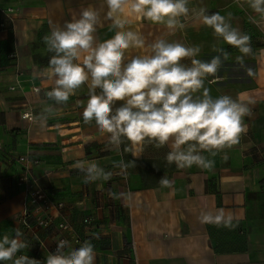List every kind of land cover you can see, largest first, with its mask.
I'll list each match as a JSON object with an SVG mask.
<instances>
[{"label":"crops","instance_id":"crops-1","mask_svg":"<svg viewBox=\"0 0 264 264\" xmlns=\"http://www.w3.org/2000/svg\"><path fill=\"white\" fill-rule=\"evenodd\" d=\"M89 6L100 12L98 39L111 38L115 30L107 18L105 0H0V25L5 23V29L0 28V236H14L13 230L19 229L29 248L17 255L43 262L48 252L40 248L36 235L51 249L61 235L57 226L64 220L73 234L91 241L95 264H264V54L260 51L264 49V21L247 0H190V8L206 7L210 13L225 16L232 12L233 27L251 36L253 55L246 56L244 63L255 75L248 77L235 61L238 50L220 40L219 46L231 58L218 72L219 78L208 77L205 86L214 98L229 95L236 99L245 93L240 99L254 103L244 118L247 130L239 144L225 149L227 160L223 153L212 157L203 152L214 159L213 169H180L166 161L168 146L145 144L138 157L108 150L107 134L100 133L94 121L83 122V106L77 101L86 102L87 85L65 104L47 100L45 93L54 86V79L34 76L47 67L51 56L42 38L52 26L70 22ZM9 8L14 12L6 19L2 11ZM125 15L128 27L142 33L146 44L164 38L186 46L201 45L197 58L202 60L216 55L212 46L218 38L191 14L183 19L185 29L175 33L127 11ZM146 51L133 49L127 55L131 58ZM45 102L55 111L42 126L34 117ZM20 157L38 162L31 175L54 203L65 205L60 214L53 212L55 223L48 229L32 232L21 221L25 193L17 185L24 169ZM78 160L96 161L112 178L85 184L83 173L72 166ZM121 160L133 162L134 167L115 168ZM165 175L173 181L172 188L160 186ZM109 191L132 193L133 199H112ZM220 207L234 215L235 228L200 223L202 210ZM29 221L36 224L32 217Z\"/></svg>","mask_w":264,"mask_h":264},{"label":"clouds","instance_id":"clouds-1","mask_svg":"<svg viewBox=\"0 0 264 264\" xmlns=\"http://www.w3.org/2000/svg\"><path fill=\"white\" fill-rule=\"evenodd\" d=\"M107 18L115 30L111 38L100 41L97 25L100 12L89 6L83 8L78 17L70 22L54 25L42 40L51 53L47 67L39 69L34 76L54 79V86L45 93L48 101L55 105L65 104L70 96L87 85L86 102L83 106V122H95L102 134H107L106 147L120 154L131 152L133 157L142 151L145 144L155 148L168 146L165 159L180 169L193 166L211 170L215 161L212 157L239 144L246 132L244 118L251 114L254 103L236 99L229 95L214 98L211 89L205 86L208 77H216L231 53L219 46L220 40L238 50L235 57L240 68L246 69L248 77L255 72L245 65L244 58L253 55L251 36L233 27V13L221 15L210 13L206 7H189L190 0H105ZM248 6L264 21V0H247ZM126 11L152 24L163 25L169 33L183 30V22L190 14L213 31L218 38L212 46L216 55L210 60L197 58L201 45L186 46L181 42H169L157 38L146 44L139 31L128 27L130 21ZM253 22H258L253 18ZM49 24L53 22L49 20ZM143 54L127 55L129 50H142ZM264 54V49H261ZM190 60V63L184 61ZM39 92L40 89H35ZM55 108L45 102L34 117L42 126L53 116ZM55 127L59 128L57 124ZM83 173L85 184L107 182L112 173L99 166L96 161H76L73 165ZM122 171L134 167L133 162L123 160L113 165ZM163 188H172L173 181L166 175L159 180ZM112 199H133L132 193L109 191ZM201 224L235 228L234 215L223 207L202 210ZM15 235L0 236V262L11 264H95V251L91 241H84L78 248L67 239L57 243L55 252L48 253L45 261H38L28 255H17L29 248L22 239L19 229Z\"/></svg>","mask_w":264,"mask_h":264},{"label":"built area","instance_id":"built-area-1","mask_svg":"<svg viewBox=\"0 0 264 264\" xmlns=\"http://www.w3.org/2000/svg\"><path fill=\"white\" fill-rule=\"evenodd\" d=\"M13 12L14 10L9 8L7 11L3 10L2 14L4 18L10 19L12 18ZM0 28L5 29L4 22L0 25ZM29 117V114L25 115V118ZM19 162L24 164V169L18 175L17 185L22 188V191L25 193V208L21 221L24 226L32 232H35V229L37 228L48 229L55 223L53 212L56 211V213L60 214V212H63L65 209V205H63L61 202L54 203L51 195L47 191L43 190L37 179L31 175L32 167L38 163L37 161L27 157H20ZM30 217L36 221L35 225H32V223L29 221ZM90 221L91 219H88L85 221V223L88 224ZM57 228L61 234L58 242L61 239H67L71 245H76L78 247L84 242L80 237L71 232L70 225L66 221H61ZM34 235L36 234L34 233ZM36 237L39 241L40 248L44 249L48 253L55 252L58 242L50 249L44 245L37 235Z\"/></svg>","mask_w":264,"mask_h":264}]
</instances>
